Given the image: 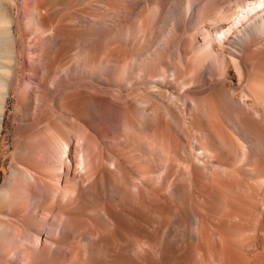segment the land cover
Here are the masks:
<instances>
[{
    "label": "bare ground",
    "instance_id": "6f19581e",
    "mask_svg": "<svg viewBox=\"0 0 264 264\" xmlns=\"http://www.w3.org/2000/svg\"><path fill=\"white\" fill-rule=\"evenodd\" d=\"M13 93L0 264H264V0H0Z\"/></svg>",
    "mask_w": 264,
    "mask_h": 264
},
{
    "label": "rangeland",
    "instance_id": "374dc122",
    "mask_svg": "<svg viewBox=\"0 0 264 264\" xmlns=\"http://www.w3.org/2000/svg\"><path fill=\"white\" fill-rule=\"evenodd\" d=\"M20 5L25 0H18ZM235 78V77H234ZM235 79H232L234 81ZM17 96L15 93L11 95L9 100V108L7 111V119L4 124V131L0 140V189L2 188L6 178L10 173V165L13 156L15 155L17 144L15 142L17 138V132L13 124V113L17 108Z\"/></svg>",
    "mask_w": 264,
    "mask_h": 264
}]
</instances>
